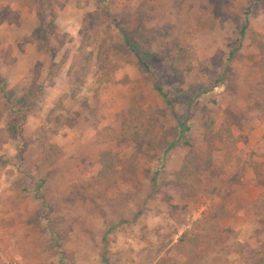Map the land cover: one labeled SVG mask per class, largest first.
<instances>
[{
	"label": "rangeland",
	"instance_id": "374dc122",
	"mask_svg": "<svg viewBox=\"0 0 264 264\" xmlns=\"http://www.w3.org/2000/svg\"><path fill=\"white\" fill-rule=\"evenodd\" d=\"M105 259L264 264V0H0V264Z\"/></svg>",
	"mask_w": 264,
	"mask_h": 264
},
{
	"label": "trees",
	"instance_id": "16d2710c",
	"mask_svg": "<svg viewBox=\"0 0 264 264\" xmlns=\"http://www.w3.org/2000/svg\"><path fill=\"white\" fill-rule=\"evenodd\" d=\"M245 33H246V28H244L243 30H242V32H241V34H242V39H241V41L243 40V38H244V36H245ZM124 39H125V43H126V46L136 55V57H137V59L139 60V62H140V64H141V66L142 67H144V68H146V69H148L149 68V65H148V62H147V60L148 59H150L151 58V55L149 54V53H144L140 48H139V46L138 45H136L135 43H133L131 40H130V38H129V36L128 35H124ZM236 50H234L233 51V53L235 52ZM232 57H233V54H232V56H231V59H232ZM231 60H230V62H229V65H228V70L230 69V64H231ZM156 88V90L159 92V94H161L162 96H163V98H165L166 99V102L169 104V101L167 100V95L166 94H164L163 92H162V89L160 88V87H158V86H156L155 87ZM187 130H188V128H187ZM184 130H182V136H183V138H184ZM105 261V264H108V261L105 259L104 260Z\"/></svg>",
	"mask_w": 264,
	"mask_h": 264
}]
</instances>
